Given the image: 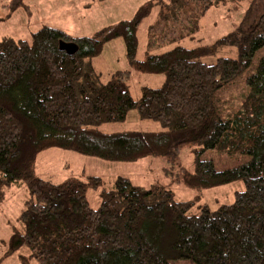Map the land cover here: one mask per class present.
I'll return each mask as SVG.
<instances>
[{"label": "trees", "instance_id": "1", "mask_svg": "<svg viewBox=\"0 0 264 264\" xmlns=\"http://www.w3.org/2000/svg\"><path fill=\"white\" fill-rule=\"evenodd\" d=\"M240 1L148 0L131 19L90 36L42 26L29 40H0V202L11 185L26 188L4 256L25 248L23 264L30 259L38 264H264V58L247 75L249 89L238 110L223 115L216 97L250 70L264 47V13L247 31L241 24L212 44L180 45L198 31L196 7L197 15H203L212 6ZM255 2L249 1L248 12ZM156 5L161 8L158 19L177 29L170 36L162 30L161 44L168 45L161 52L137 59L138 27ZM189 10L193 17L183 19ZM118 38L132 68L164 76L160 87L144 86L133 98L130 70L102 79L92 59ZM60 41L74 42L77 51L60 50ZM229 47L237 49L236 57L221 55ZM130 111L162 129L99 130L124 122ZM183 144L200 146L195 169L183 174V183L202 190L242 181L244 188L231 203L212 210L195 200L176 201L161 184L144 187L117 176L105 188L98 176L55 182L35 171L38 154L49 148L135 162L174 158ZM207 150L238 155L241 162L217 170L211 160L199 159ZM91 188L99 190L96 208L87 199Z\"/></svg>", "mask_w": 264, "mask_h": 264}, {"label": "rangeland", "instance_id": "2", "mask_svg": "<svg viewBox=\"0 0 264 264\" xmlns=\"http://www.w3.org/2000/svg\"><path fill=\"white\" fill-rule=\"evenodd\" d=\"M147 1L0 0V40L4 37L29 40L32 33L42 26L61 29L73 37L90 36L104 27L131 19L137 9ZM249 1L241 0L238 3L227 2L212 6L203 15H197L198 8L196 7L195 14L199 17L197 19L198 31H195V35L192 34V38L181 39L180 45L193 48L212 44L236 30L241 24V30H249L264 13V0H256L251 11L248 12ZM160 9L159 5L154 6L149 16L143 19L138 27L137 59H143L148 53L161 52L168 45L161 44L162 30H168L170 36V33L174 34V30L177 29L170 21L165 22L158 19ZM191 16L193 17L192 10H189L183 14V19ZM182 27L186 30L185 25ZM151 41L155 43L152 44ZM221 55L234 58L237 55V49L229 47ZM261 58H264V47L256 52L250 70L242 71L232 84L217 92L218 109L223 115L231 114L240 108L243 97L249 89L245 79L247 75L255 72ZM208 61L213 62L214 59L210 58ZM92 65L96 71L101 73L103 80L107 79L113 71L130 70L129 89L133 98L140 97L142 87H160L164 81L163 75L142 73L132 68L126 57L123 40L120 38L105 43L101 54L92 59ZM161 129L158 122L132 117L126 118L124 122L99 126V130L106 133L125 130L159 131ZM199 149V145L183 144L174 158L150 156L135 162H112L67 149L49 148L38 154L35 171L37 176L50 178L55 182H61L69 177H79L86 181L90 176H98L103 180L105 188L111 187L117 176L127 177L133 183L144 187L161 184L173 191V198L176 201L195 200L197 205H207L212 210L216 209L219 204L231 203L235 192L244 188L242 181L202 190L190 188L183 183V174L192 173L195 169L196 151ZM199 159L211 160L217 170L230 168L241 162L238 155L230 156L218 150H207L200 153ZM98 193L97 189H88L87 199L93 208L99 205ZM25 195V186L11 185L6 190L5 198L0 202V264H23L20 255H28V251L22 248L9 256H4L13 227H18V216ZM29 264H38V262L30 259ZM171 264H194V262L192 260H172Z\"/></svg>", "mask_w": 264, "mask_h": 264}, {"label": "water", "instance_id": "3", "mask_svg": "<svg viewBox=\"0 0 264 264\" xmlns=\"http://www.w3.org/2000/svg\"><path fill=\"white\" fill-rule=\"evenodd\" d=\"M59 49L62 51H65L67 54L71 55L77 51L78 47L74 42L60 41L59 42Z\"/></svg>", "mask_w": 264, "mask_h": 264}, {"label": "crops", "instance_id": "4", "mask_svg": "<svg viewBox=\"0 0 264 264\" xmlns=\"http://www.w3.org/2000/svg\"><path fill=\"white\" fill-rule=\"evenodd\" d=\"M128 117H132V118H134V119H137L138 118V115H137V113L135 112V111H130L129 113H128V115H127V118Z\"/></svg>", "mask_w": 264, "mask_h": 264}]
</instances>
